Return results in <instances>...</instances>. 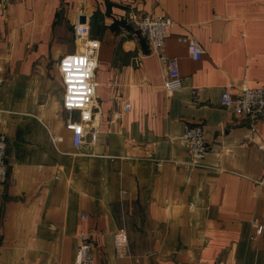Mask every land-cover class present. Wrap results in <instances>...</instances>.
<instances>
[{
    "label": "crops",
    "instance_id": "1",
    "mask_svg": "<svg viewBox=\"0 0 264 264\" xmlns=\"http://www.w3.org/2000/svg\"><path fill=\"white\" fill-rule=\"evenodd\" d=\"M145 14L174 21L166 52L183 86L172 93L137 31ZM78 23L101 44L98 132L80 146L58 65L83 48ZM0 78L16 180L0 184V264H79L82 231L93 264H264V117L220 102L226 88L264 85V0H0ZM194 124L208 144L199 164L183 139Z\"/></svg>",
    "mask_w": 264,
    "mask_h": 264
},
{
    "label": "built area",
    "instance_id": "2",
    "mask_svg": "<svg viewBox=\"0 0 264 264\" xmlns=\"http://www.w3.org/2000/svg\"><path fill=\"white\" fill-rule=\"evenodd\" d=\"M134 21L137 31L148 41L150 53L156 55L164 66L165 91L172 93L181 88L183 78L179 60L177 57L169 56L166 52L169 30L174 25V21L164 15L152 14L134 18ZM75 33L77 39L82 41L83 48L62 57L58 65L64 85L63 108L68 114L66 126L73 133L74 144L80 146L88 134L94 139L98 132L92 120L96 102L94 76L101 44L99 40L90 38V27L86 24L78 23L75 26ZM178 40L187 45L194 59H200L205 52L202 45L193 38L181 36ZM220 102L230 107L235 113L244 114L252 121H256L264 117V85L245 87L239 92L226 88L221 94ZM75 114H78L77 118ZM183 139L191 155L190 163H201L208 152L204 126L202 124L188 125L185 128ZM7 152L8 136L0 131V184H15L16 180L10 175ZM82 217H87V214L83 213ZM257 231L261 233L263 226L259 225ZM115 243L118 255H126L128 252L126 234L123 232L117 234ZM76 260L79 264H93L91 242L85 231L80 233Z\"/></svg>",
    "mask_w": 264,
    "mask_h": 264
},
{
    "label": "rangeland",
    "instance_id": "3",
    "mask_svg": "<svg viewBox=\"0 0 264 264\" xmlns=\"http://www.w3.org/2000/svg\"><path fill=\"white\" fill-rule=\"evenodd\" d=\"M143 16V15H142ZM141 17V16H140Z\"/></svg>",
    "mask_w": 264,
    "mask_h": 264
}]
</instances>
